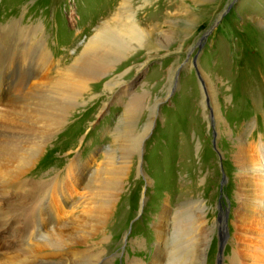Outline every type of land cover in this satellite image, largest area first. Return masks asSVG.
<instances>
[{
    "label": "rangeland",
    "instance_id": "obj_1",
    "mask_svg": "<svg viewBox=\"0 0 264 264\" xmlns=\"http://www.w3.org/2000/svg\"><path fill=\"white\" fill-rule=\"evenodd\" d=\"M3 2L13 0H0V20L11 17L44 23L51 49L63 57L113 19L126 0H20L8 5L10 17ZM127 4V15H134L149 35L141 48L133 45L129 56L111 64L115 66L111 75L86 83L75 101L81 105H76L63 126L64 134H58L44 151L55 149L59 158L73 154L87 165L88 179L120 183L104 196L110 202L108 242L114 239L118 218L130 213L128 225L119 231V244L127 237L142 238L151 252L154 233L147 224L167 206L176 210L190 202V212L183 215L186 224H194L201 214L210 228L224 219L225 229L217 227L216 234H211L203 264H225L232 248L231 220L238 199L234 182L239 173L235 154L241 138L250 147L257 145L251 153L264 165V0H130ZM195 63L211 81L216 106H211L206 81L202 73L204 86L199 81ZM114 75L124 81L118 89L129 86L134 93L147 91L146 96L133 107L129 98L117 102V94L107 89ZM212 107L223 119L220 126ZM125 122L136 132L134 139L151 125L141 152L127 158L121 149L128 144L116 139ZM111 152L116 156L115 167L124 168L123 172L110 165ZM120 158L127 159V165ZM51 161H44L45 171L56 168ZM123 248L114 240L110 255L125 256L128 249ZM135 255L143 257L141 251Z\"/></svg>",
    "mask_w": 264,
    "mask_h": 264
},
{
    "label": "bare ground",
    "instance_id": "obj_2",
    "mask_svg": "<svg viewBox=\"0 0 264 264\" xmlns=\"http://www.w3.org/2000/svg\"><path fill=\"white\" fill-rule=\"evenodd\" d=\"M18 1L3 2L5 10ZM129 1L121 4L120 12L113 14L103 28H96L81 47L77 44L69 48L63 57L59 50L51 49L44 23L11 18L12 10L7 12L11 19L0 20V264H203L211 234H216L215 228L226 226L222 219L223 224L215 221L210 228L203 214L194 224H186L183 215L190 210V202L179 204L176 210L167 206L162 215L147 224L153 229L155 241L150 252L142 238L127 237L119 244V231L131 219L130 213L123 217L119 214L116 227L113 225V241L128 251L115 258L110 255L113 241L108 242L106 236L110 202L104 196L120 183L88 179L87 165L76 161L73 154L59 158L55 149L44 151L58 134H64L63 126L72 118L76 105H81L75 101L86 90V83L111 75L115 71L111 64L129 56L133 45L141 48L149 35L134 15H127ZM201 73L211 106H216L211 81ZM114 76L107 89L117 94V102L129 98L131 105L146 96L145 90L138 94L129 86L118 89L124 81L122 76ZM213 113L215 123L221 124L223 119L216 107ZM125 124L116 139L119 142L122 138L131 147L121 149L127 158L141 152L151 125L134 139L136 132ZM240 142L235 154L239 173L234 182L238 199L231 220L232 248L225 264H264V165L251 153L257 145L250 147L243 138ZM43 151L47 155L39 162ZM111 153L110 165L114 171L123 172L124 168L115 167L116 156ZM124 158H120L123 166L128 161ZM48 159L56 163V168L45 171L44 161ZM138 251L143 257L133 256Z\"/></svg>",
    "mask_w": 264,
    "mask_h": 264
},
{
    "label": "water",
    "instance_id": "obj_3",
    "mask_svg": "<svg viewBox=\"0 0 264 264\" xmlns=\"http://www.w3.org/2000/svg\"><path fill=\"white\" fill-rule=\"evenodd\" d=\"M195 68H196V74H197V77L199 78V81L201 82V84L204 86V81H203V78H202V75H201V72L199 71V67L197 66V64L195 63ZM222 250V245H221V249H220V252Z\"/></svg>",
    "mask_w": 264,
    "mask_h": 264
}]
</instances>
